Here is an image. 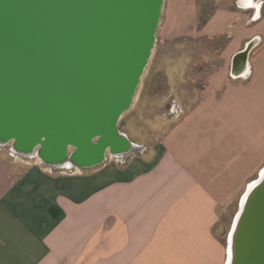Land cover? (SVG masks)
<instances>
[{
  "label": "crops",
  "instance_id": "1",
  "mask_svg": "<svg viewBox=\"0 0 264 264\" xmlns=\"http://www.w3.org/2000/svg\"><path fill=\"white\" fill-rule=\"evenodd\" d=\"M190 5L194 24L181 17ZM235 6L199 28L198 0H165L166 38L225 36L227 63L154 150L79 170L0 147V264H226L221 212L264 169V0Z\"/></svg>",
  "mask_w": 264,
  "mask_h": 264
},
{
  "label": "water",
  "instance_id": "2",
  "mask_svg": "<svg viewBox=\"0 0 264 264\" xmlns=\"http://www.w3.org/2000/svg\"><path fill=\"white\" fill-rule=\"evenodd\" d=\"M165 0H0V146L87 170L143 150L121 131L157 41ZM251 43L233 60L247 69ZM226 264H264V169L247 188Z\"/></svg>",
  "mask_w": 264,
  "mask_h": 264
},
{
  "label": "rangeland",
  "instance_id": "3",
  "mask_svg": "<svg viewBox=\"0 0 264 264\" xmlns=\"http://www.w3.org/2000/svg\"><path fill=\"white\" fill-rule=\"evenodd\" d=\"M198 1L200 5L198 23L200 16L213 15L218 9L234 8L237 3V0ZM195 13L191 5L185 6V12L181 17L186 23L194 24ZM164 15L158 29L153 55L134 105L120 122L121 131L135 144L142 146L143 150L140 149L125 159L140 156L145 149V153L149 149L154 150L178 123L202 103L210 77L227 63L224 49L228 39L200 37L195 32L166 38ZM262 138L264 141V137ZM261 145V141L257 143V151L262 149ZM5 148L8 150L9 146ZM258 176V174L254 176L250 182L256 180ZM239 208L240 200L222 211L220 222L215 229L216 235L227 248V254L229 234Z\"/></svg>",
  "mask_w": 264,
  "mask_h": 264
},
{
  "label": "trees",
  "instance_id": "4",
  "mask_svg": "<svg viewBox=\"0 0 264 264\" xmlns=\"http://www.w3.org/2000/svg\"><path fill=\"white\" fill-rule=\"evenodd\" d=\"M211 16L212 15H209V16H206V17L200 16L199 23H198L199 28L203 27L208 22V20L210 19ZM221 37H224L225 40L227 39V37H225V36H220V37H217V38H221Z\"/></svg>",
  "mask_w": 264,
  "mask_h": 264
},
{
  "label": "built area",
  "instance_id": "5",
  "mask_svg": "<svg viewBox=\"0 0 264 264\" xmlns=\"http://www.w3.org/2000/svg\"><path fill=\"white\" fill-rule=\"evenodd\" d=\"M1 147V146H0Z\"/></svg>",
  "mask_w": 264,
  "mask_h": 264
}]
</instances>
